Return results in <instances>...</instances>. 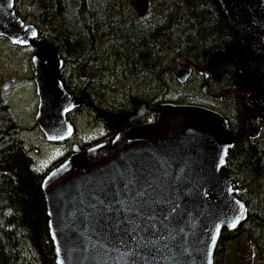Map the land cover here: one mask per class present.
I'll list each match as a JSON object with an SVG mask.
<instances>
[{"label":"water","instance_id":"95a60500","mask_svg":"<svg viewBox=\"0 0 264 264\" xmlns=\"http://www.w3.org/2000/svg\"><path fill=\"white\" fill-rule=\"evenodd\" d=\"M219 2L243 86L239 131L234 135L221 113L199 104L157 103L155 121L125 128L136 110L96 108L115 134L84 149L75 145L42 179L55 264H213L221 230L246 218L237 183L222 168L235 139L256 137L264 125V0ZM131 5L139 17L147 15L148 0ZM38 33L14 0H0V36L36 50L35 119L56 142L73 135L68 114L91 99L68 91L60 53ZM193 67L207 75L189 59L172 74L185 82ZM202 91L210 94L207 82Z\"/></svg>","mask_w":264,"mask_h":264},{"label":"trees","instance_id":"16d2710c","mask_svg":"<svg viewBox=\"0 0 264 264\" xmlns=\"http://www.w3.org/2000/svg\"><path fill=\"white\" fill-rule=\"evenodd\" d=\"M19 1L15 0L16 8ZM23 1L38 13L40 37L47 32V39L60 53L69 92L79 94L85 89L71 86L66 69L72 71L79 85L78 75L89 70V95L103 108L126 109L111 100L107 105L104 102L108 101L106 95L116 90V83L129 87L147 84L148 96L129 90L124 95L128 103L131 97L152 103H190L188 99L165 98L174 76L170 70H163V63L175 62L177 51L178 57L191 58L206 72L203 80L212 94L230 102L233 109L229 113L210 107L227 119L234 135L239 131L238 94H243V86L232 29L219 0H175L171 3L173 12L159 11L147 21H142L144 17L138 21L124 19L120 10L130 9L127 0ZM151 3L154 5V0H148V11ZM142 107L146 110V105ZM18 130L12 120L7 128L0 129V264H55L42 189L49 168L39 172L33 167ZM96 142L92 140L89 145ZM222 171L237 183L235 194L246 204L247 216L234 230H221L213 264H245L239 254L231 258L228 254L229 243L243 233L264 260V125L256 137L244 134L235 139Z\"/></svg>","mask_w":264,"mask_h":264},{"label":"rangeland","instance_id":"374dc122","mask_svg":"<svg viewBox=\"0 0 264 264\" xmlns=\"http://www.w3.org/2000/svg\"><path fill=\"white\" fill-rule=\"evenodd\" d=\"M149 1L151 2V0ZM174 1L175 0H154V5L151 3V7L149 6L147 18L144 17L142 21L153 19L159 11L160 13H162L163 10L173 12L174 9L171 7V3ZM158 3L162 5L160 4L161 6H159ZM127 5L130 6V9L120 10V12L123 13L124 19L126 21H138L136 19L139 16L132 7L131 0H127ZM15 9L16 12L18 11L17 14H19L20 17L22 16L21 18L26 23L34 24L37 27L38 13L32 11L25 1L20 0ZM139 21L141 22V20ZM38 36L39 38L50 41L47 39L49 38L47 32L44 33L42 37H40V35ZM170 50H168V52H170ZM35 51L36 50L31 46L14 45L6 37L0 36V129L4 127L7 128L10 120H12L15 126L19 127L18 135L22 139L24 147L28 149L30 155L33 156L34 165H36L39 170L45 172L50 166L49 170L60 163L55 162L58 161L59 157L66 149L73 147L75 144L85 145L87 140L90 141L99 137V131L102 130V125L99 124V127H95L96 122L90 118L91 113L88 112L89 109L82 104V109L80 111L69 116V118L72 119L71 121L75 123L76 133L69 140H66V142L64 141L65 143L60 142L53 144L46 140L35 119L38 95L33 80L34 69L31 61ZM175 55V62H173L174 60H164L163 70L172 71L177 66V63L185 58L178 57L177 51ZM77 72L79 73V70H76V73ZM65 76L68 77V80H70L73 86H80L79 81L73 76L72 71L69 72L66 69ZM78 77L82 84H89V70L83 72L81 76L78 75ZM12 80L13 82L4 89L3 85ZM141 84L136 83L135 86L129 87L127 84L121 85L116 83V90L106 95L105 98L108 99V101L104 100L105 104L107 105V103L110 102L109 100H111V102L116 103V106L128 109L131 105V101L128 103L124 95L127 94L129 90H132L135 95L139 94L141 96L147 95L148 92H150V89H146L147 84H145L146 86H143V83ZM203 84V76L197 72L190 75L185 82H179L173 77L169 84L168 91L165 94V98H167L166 100L172 101H185V99H188L190 103L186 104L203 103L208 105L207 107L209 108H211L210 106L219 107L226 113L232 111L233 106L229 101H221L217 95L214 96L215 94L211 92L210 94H205L202 91ZM132 98L134 97H131V100ZM48 171H46V173ZM257 232L261 234L259 230ZM258 252L257 247L244 233L239 235L228 245V254L230 258L232 254L233 257L239 254L245 264H264V260H260Z\"/></svg>","mask_w":264,"mask_h":264},{"label":"flooded vegetation","instance_id":"af4514ba","mask_svg":"<svg viewBox=\"0 0 264 264\" xmlns=\"http://www.w3.org/2000/svg\"><path fill=\"white\" fill-rule=\"evenodd\" d=\"M141 18V17H140ZM186 59H189V57H185L182 61H179L178 63H180V62H185L186 61ZM63 60V59H62ZM193 61V60H192ZM177 63V64H178ZM191 64L193 65V64H195L194 63V61L193 62H191ZM63 67V66H62ZM62 71V70H61ZM172 72V71H171ZM195 72H197V73H199L197 70H195V69H193V72H192V74L193 73H195ZM62 73V72H61ZM191 74V75H192ZM63 75V74H62ZM64 77V76H63ZM64 81H65V84H66V87H67V89H68V86H67V82H66V80H65V78H64ZM71 84V83H70ZM71 86L72 87H74L75 89H77V90H80L81 88H84L85 90H81L80 92H79V94H78V92H74L73 94H75V95H81L82 93H84V92H86L88 95H89V84H86V83H83L82 85H80V87H76V86H73L72 84H71ZM68 91H69V89H68ZM72 93V92H71ZM89 97H90V99H91V103L89 104V102L87 103H83L84 104V107H87L89 110H88V112L89 113H91V117L90 118H92L93 119V121H95L96 122V125H95V127H99L98 125L99 124H101L102 125V130H100L99 131V136H100V140L98 141V142H100L101 140H103V139H105V138H108V137H111L112 135H114L115 134V132H113V131H110V130H107L106 128H105V125H106V122L104 121V119L101 117V118H98L97 117V112H96V108H99V109H101L102 111H104V110H106V111H108V112H115V111H126V112H131V111H133V110H136V112H135V114L134 115H132L131 117H130V119H129V121L126 123V125L125 126H123V128H125V127H128V126H134V125H138V124H141V123H146V122H148V121H154L155 119H156V117H157V112H156V110L153 108L154 107V105H156L157 104V101H155L154 103H152L151 102V100L150 99H145L144 101H142V100H139V99H137V100H139V102L138 103H136V106H135V104H134V100H136V99H132L131 100V105L128 107V109H125V110H122V109H117V108H113V109H107V108H103V107H101V106H98V102H96L90 95H89ZM159 103V102H158ZM143 105H146V110H144V108L142 107ZM82 106V105H81ZM81 106H79V107H77V108H75V109H73V111H71L70 113H69V116L71 115H74L75 113H77L78 111H80L82 108H81ZM143 115V116H142ZM74 123V122H73ZM75 124V123H74ZM76 127V126H75ZM75 133H76V130H75ZM65 142H66V140H64ZM64 141H60V142H62V143H65ZM59 142V141H58ZM58 142H54V143H58ZM59 142V143H60ZM86 143H87V145H83V144H75V145H78L79 146V148H83V147H87V146H89V140H87L86 141ZM85 143V144H86ZM75 145H73V147L75 146ZM73 147H70V148H68V149H66L62 154H61V156L59 157V160L58 161H60V160H62L63 158H65V157H67V155H69L70 154V149L72 148L73 149ZM72 151V150H71Z\"/></svg>","mask_w":264,"mask_h":264},{"label":"snow or ice","instance_id":"6c2138e0","mask_svg":"<svg viewBox=\"0 0 264 264\" xmlns=\"http://www.w3.org/2000/svg\"><path fill=\"white\" fill-rule=\"evenodd\" d=\"M232 226L235 227V224H233Z\"/></svg>","mask_w":264,"mask_h":264}]
</instances>
